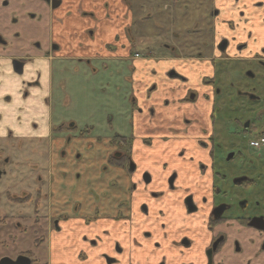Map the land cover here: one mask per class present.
Returning <instances> with one entry per match:
<instances>
[{
    "label": "flooded vegetation",
    "instance_id": "flooded-vegetation-1",
    "mask_svg": "<svg viewBox=\"0 0 264 264\" xmlns=\"http://www.w3.org/2000/svg\"><path fill=\"white\" fill-rule=\"evenodd\" d=\"M103 12L0 0V260L264 264V0H117L109 136L54 114L56 63L101 75Z\"/></svg>",
    "mask_w": 264,
    "mask_h": 264
},
{
    "label": "rangeland",
    "instance_id": "rangeland-1",
    "mask_svg": "<svg viewBox=\"0 0 264 264\" xmlns=\"http://www.w3.org/2000/svg\"><path fill=\"white\" fill-rule=\"evenodd\" d=\"M134 47L139 51H145L146 41L134 43ZM57 65L62 70L66 69L65 77L69 79L70 84L69 93L64 87L63 92L55 94V116L61 113H64V116L69 114L71 118H62L66 123L75 121L80 128L89 127L94 134L102 136H109L117 131V118H130L131 105L127 95L129 86L125 79L127 75L122 74L126 70L124 62L101 61L96 64L101 75L92 78L90 74L88 79L83 72L84 65L69 61L56 63L54 66L58 69ZM54 88H57L56 83ZM126 96L127 100L124 99Z\"/></svg>",
    "mask_w": 264,
    "mask_h": 264
},
{
    "label": "crops",
    "instance_id": "crops-1",
    "mask_svg": "<svg viewBox=\"0 0 264 264\" xmlns=\"http://www.w3.org/2000/svg\"><path fill=\"white\" fill-rule=\"evenodd\" d=\"M99 1L104 6L103 13L105 20V30L103 34V56L106 60H113L117 58V0Z\"/></svg>",
    "mask_w": 264,
    "mask_h": 264
},
{
    "label": "water",
    "instance_id": "water-1",
    "mask_svg": "<svg viewBox=\"0 0 264 264\" xmlns=\"http://www.w3.org/2000/svg\"><path fill=\"white\" fill-rule=\"evenodd\" d=\"M0 264H29V263H24L23 260H20V258L15 261L10 258H3L0 260Z\"/></svg>",
    "mask_w": 264,
    "mask_h": 264
},
{
    "label": "built area",
    "instance_id": "built-area-1",
    "mask_svg": "<svg viewBox=\"0 0 264 264\" xmlns=\"http://www.w3.org/2000/svg\"><path fill=\"white\" fill-rule=\"evenodd\" d=\"M136 56L138 57V54Z\"/></svg>",
    "mask_w": 264,
    "mask_h": 264
}]
</instances>
